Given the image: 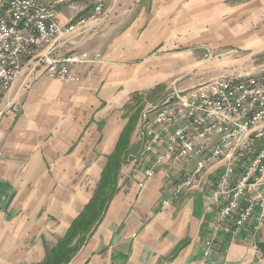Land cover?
<instances>
[{"label": "crops", "instance_id": "obj_1", "mask_svg": "<svg viewBox=\"0 0 264 264\" xmlns=\"http://www.w3.org/2000/svg\"><path fill=\"white\" fill-rule=\"evenodd\" d=\"M98 2L108 15L103 27L52 57L100 54L103 62L78 66L79 82H60L46 76L42 52L25 60L7 95L21 111L0 122V264L44 261L93 199L134 115L135 153L122 165L119 191L70 264H264V223L255 229L252 219L241 233H227L220 206L210 208L221 161L165 207L196 161L159 167L147 179L153 157L136 148L141 115L157 96L255 70L247 62L264 51V0H64L59 20L87 16ZM205 48L217 58L201 70L194 57Z\"/></svg>", "mask_w": 264, "mask_h": 264}, {"label": "built area", "instance_id": "obj_2", "mask_svg": "<svg viewBox=\"0 0 264 264\" xmlns=\"http://www.w3.org/2000/svg\"><path fill=\"white\" fill-rule=\"evenodd\" d=\"M63 2L0 0V122L20 113L18 100L6 98L23 76L26 59L45 52L46 76L60 82H79L78 66L103 62L100 54L88 60L72 54L52 57L59 47L100 30L108 19L104 3L98 2L90 14L64 25L59 20ZM204 51L203 58L212 60V51ZM137 135L140 156L153 157L144 174L147 179L159 167L196 161L195 169L175 185L163 206L196 187L205 175H213L209 163L221 161L223 171L216 179L210 208L220 206L219 221L225 231L241 233L252 219L255 229L264 223V51L252 72L230 73L183 90L174 86L162 105L145 110Z\"/></svg>", "mask_w": 264, "mask_h": 264}, {"label": "trees", "instance_id": "obj_3", "mask_svg": "<svg viewBox=\"0 0 264 264\" xmlns=\"http://www.w3.org/2000/svg\"><path fill=\"white\" fill-rule=\"evenodd\" d=\"M133 118L130 119L120 136L115 151L108 157V163L103 170L93 199L74 220L58 244L54 248L46 250V257L39 264H70L96 231L113 198L119 191L118 178L122 165L132 153H135V150H129L132 132L137 122L135 115ZM260 248L264 253V244L260 245Z\"/></svg>", "mask_w": 264, "mask_h": 264}, {"label": "rangeland", "instance_id": "obj_4", "mask_svg": "<svg viewBox=\"0 0 264 264\" xmlns=\"http://www.w3.org/2000/svg\"><path fill=\"white\" fill-rule=\"evenodd\" d=\"M260 55L261 54H258V55H256V56H254V57H248V62H247V67L249 68V69H252V68H254V67H256L257 65H258V60H259V58H260ZM217 57L216 56H213V58H212V60H205L204 58H203V55H201V56H199V57H197V56H195L194 57V59L196 60V61H202V62H204V64L201 66V70H207V68H208V66L211 64V63H213L214 62V60L216 59ZM231 58L234 60H236V59H238V60H244V59H246L247 57L246 56H243L242 54H235V55H232L231 56ZM200 68V67H199ZM199 68H197V70H199ZM198 71H193L192 73H191V77H193L196 73H197ZM202 83V82H201ZM194 85V84H193ZM192 84L190 85V87L191 86H193ZM171 91V90H170ZM156 97V96H155ZM167 98H168V96H167V93H165L164 94V96L163 97H160V96H157L156 98H154L155 99V102H153V105L154 106H160V105H162L166 100H167ZM20 104V103H19ZM21 108V107H20ZM149 109H151V108H148V109H146V110H149ZM20 111H21V109H20ZM145 112V111H144ZM143 112V113H144ZM142 113V114H143ZM142 116V115H141ZM139 140V139H138ZM136 148L138 149V151H139V149L141 148V143L139 142V144H136ZM216 162H218V161H211L210 163H209V166L210 165H212V164H214V163H216Z\"/></svg>", "mask_w": 264, "mask_h": 264}]
</instances>
